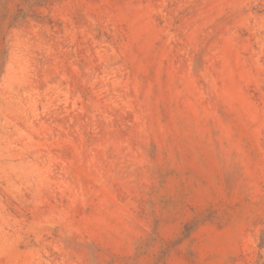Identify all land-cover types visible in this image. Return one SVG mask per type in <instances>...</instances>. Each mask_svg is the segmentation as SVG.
<instances>
[{"label":"rangeland","instance_id":"rangeland-1","mask_svg":"<svg viewBox=\"0 0 264 264\" xmlns=\"http://www.w3.org/2000/svg\"><path fill=\"white\" fill-rule=\"evenodd\" d=\"M0 264H264V0H0Z\"/></svg>","mask_w":264,"mask_h":264}]
</instances>
